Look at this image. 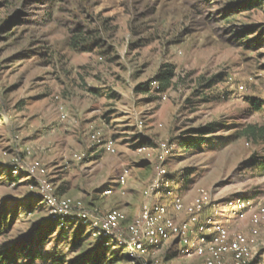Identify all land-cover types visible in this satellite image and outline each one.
<instances>
[{
  "label": "rangeland",
  "instance_id": "obj_1",
  "mask_svg": "<svg viewBox=\"0 0 264 264\" xmlns=\"http://www.w3.org/2000/svg\"><path fill=\"white\" fill-rule=\"evenodd\" d=\"M46 2L0 0V212L14 219L0 235V252L47 229L48 210L30 176L36 162L59 199L82 202L94 215L122 211L124 234L144 204L171 205L162 188L185 203L201 189L219 203L264 197V171L250 163L264 145L235 136L246 125L264 126V44L246 48L233 38L264 30V0L231 23L217 19L220 0H55L52 9ZM76 35L98 47L79 51ZM167 65L174 77L162 91L156 77ZM147 82L150 92H137ZM209 124L218 125L210 142L181 146L185 133ZM93 133L111 139L115 154L94 143ZM163 142L172 151L167 176L158 178ZM93 245L90 237L72 250L56 230L35 264L70 260ZM113 249L115 264H129L124 249ZM180 249L171 239L146 261L200 264L178 256Z\"/></svg>",
  "mask_w": 264,
  "mask_h": 264
},
{
  "label": "built area",
  "instance_id": "obj_2",
  "mask_svg": "<svg viewBox=\"0 0 264 264\" xmlns=\"http://www.w3.org/2000/svg\"><path fill=\"white\" fill-rule=\"evenodd\" d=\"M90 138L106 153L115 154L111 139L102 140L99 133ZM159 151L156 171L158 178H163L167 176L166 159L172 146L163 142ZM74 158L80 162L84 156L75 154ZM12 173L18 175V168ZM44 173L39 162L30 168L49 217L59 221L58 230L83 225L94 242L102 241L112 251L124 249L129 264H172L164 260L146 261L152 251L171 239L181 245L178 256L199 259L201 264H264V197L233 198L219 203L201 189L191 203H185L170 190L166 198L171 205L159 201L144 204L139 217L127 224L124 234L121 226L126 216L122 211L94 215L82 202L61 200L53 185L43 178ZM126 179L127 172L119 180L122 187Z\"/></svg>",
  "mask_w": 264,
  "mask_h": 264
},
{
  "label": "trees",
  "instance_id": "obj_3",
  "mask_svg": "<svg viewBox=\"0 0 264 264\" xmlns=\"http://www.w3.org/2000/svg\"><path fill=\"white\" fill-rule=\"evenodd\" d=\"M16 1V0H15ZM53 1L55 0H47L45 4H47L48 9H52ZM225 3L219 11L217 15V19L222 18L227 23H231L233 18L242 12L252 11L257 8H261V0H220ZM205 6L206 3H205ZM206 8V9H205ZM204 10L208 11L210 8L205 7ZM205 11V12H206ZM210 14V13H208ZM208 14L204 17L208 19ZM216 17L209 18L208 21L217 20ZM209 23V22H208ZM244 35L240 33H235V36L232 39L233 41L240 44L239 46H245L246 48H250L253 45H262L264 44V30L257 33L254 28H246ZM234 35V32H232ZM257 33V35H256ZM255 37L252 39H248L249 36ZM72 46L78 49L81 52H92L98 47V43H91L90 40L85 39L79 35L74 36L71 40ZM174 77V67L171 65H167L160 71L158 76L156 77V83L160 84V90L167 89L171 80ZM152 82H147L141 84L137 88V92L149 93ZM256 110H260V107L254 105ZM217 124H209L199 129L193 130V136H187V133L181 137L180 144L184 148H198L203 144H207L212 140V135L217 132ZM223 127V126H222ZM235 136L238 138H246L248 141L253 143H260L264 145V126L258 125H246L241 128L239 131L235 133ZM250 163L253 167H256L260 170L264 171V155L254 154L250 160ZM164 192H168L171 189H163ZM37 199H41L42 197L38 194ZM248 198V196L245 197ZM14 219L8 217V213L0 212V235L5 231L9 230L11 225L13 224ZM48 223L53 224L55 227L48 226ZM48 223L46 226V230L40 233L39 236H36L35 233H32L25 240H21L15 243L11 248L0 252V264H19V259H23L27 261V264H35L38 260H42L45 258L43 253L39 251V247L45 244L49 238L54 235V233L59 231L62 234V237L70 240V245L72 250H80L86 239L90 238L88 234L87 228L83 225H79L74 229L69 230H58L59 221L54 220L48 217ZM112 256V258H111ZM115 258V259H114ZM46 259H49L46 257ZM118 262V258L113 257L110 253V249H108L104 242H94V245L91 249L77 257L68 260L66 256H62L54 259V264H115Z\"/></svg>",
  "mask_w": 264,
  "mask_h": 264
},
{
  "label": "crops",
  "instance_id": "obj_4",
  "mask_svg": "<svg viewBox=\"0 0 264 264\" xmlns=\"http://www.w3.org/2000/svg\"><path fill=\"white\" fill-rule=\"evenodd\" d=\"M197 261H198V263H200V264H201V260L197 259Z\"/></svg>",
  "mask_w": 264,
  "mask_h": 264
}]
</instances>
